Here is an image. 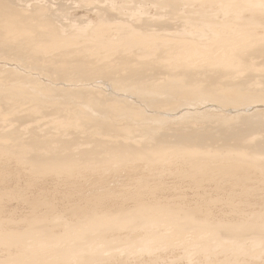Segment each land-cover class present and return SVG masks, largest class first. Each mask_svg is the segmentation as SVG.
I'll list each match as a JSON object with an SVG mask.
<instances>
[{"label":"bare ground","instance_id":"6f19581e","mask_svg":"<svg viewBox=\"0 0 264 264\" xmlns=\"http://www.w3.org/2000/svg\"><path fill=\"white\" fill-rule=\"evenodd\" d=\"M23 1L24 4L27 3L28 5L22 7L20 3ZM56 1V5L59 7L58 9L55 6L57 8L56 11L61 13L53 12L54 7L51 6L53 11L48 9L46 12L48 14L45 13L46 15H44L42 14V11H44L42 10L43 6L40 5L41 0H0V47L4 48V51L22 50L29 54V59H32V62L40 69L42 65L38 64L39 62L56 65V68H59L57 64L61 66L74 63L70 67L77 73L82 76L96 75V77H99V74L104 75L105 73H102V71L109 70L111 73H106L107 76L105 78H116V80L112 81L114 84L127 80L142 81L150 92L164 97L167 101H170L173 96L195 97V99L203 96L204 98H212L219 104L238 103L241 100L254 101L259 99L264 101V0H129L131 2L126 0L130 5L124 6L122 4V8L118 6V9L114 8L112 0L111 3L110 1L105 2L106 6L109 3L107 7H104V2V6H100L102 5V0H94V5L96 4L95 1H100L97 2L98 6L95 5L96 7L90 1L94 12L96 10L101 14H98L101 17L100 19L97 17L98 15L95 16V14H92L94 12H91L94 17L99 18V20L96 18V24L88 19L85 23L76 21L78 23L76 24L71 21L72 23L69 22L70 24L65 23V26H54V24L51 25L52 19L56 18L57 21H60V17L63 19L68 17L63 14V6L66 7L67 5L63 4V2L61 3V1ZM74 2L72 4L75 5ZM81 2L84 3L85 0H80V4H82ZM120 2L123 3V0H120ZM144 2L152 4L156 9L154 16L151 17V14L149 16L148 13L149 17H144L148 8H145L146 4ZM50 3L51 1L48 2L49 6ZM98 3L101 4L99 5ZM117 3L119 4V2ZM18 6L22 8L20 9ZM26 9L30 10V13L25 12L28 11ZM47 15L51 17V19L47 18L51 20V23L44 21L47 20L45 18ZM91 17L93 18V16ZM111 58H114L117 64H110V62H113ZM183 87H191V89L181 91ZM4 97L5 95L0 94V101ZM222 100L225 103L221 102ZM25 108L26 106H22L24 110L18 109V112L14 110L17 112L14 113V116L21 111H25ZM258 108L257 113H250L251 115L237 118L234 123L236 125L240 124V128L237 131L231 130L230 135L227 136V138H232L234 142L233 144H223L221 152L214 149L197 148L205 147V142L209 138L205 136L206 134L201 133L203 130L195 131L191 126L184 128L188 132L187 136L191 139L166 142L165 144L170 143L175 148L162 147L149 154L146 152V155L139 154L140 152L135 149L142 144L139 138L126 142L127 138L118 139L116 134L114 135L116 137L99 136L98 140L95 135L96 143L99 142L102 145H106L104 149L109 152L111 158L110 160L106 158L107 162H104V160L100 161L97 151L93 149L89 151L78 150L81 146H76L78 149L77 151L75 150L76 148L74 149L75 153L73 155L72 153H67L68 155H66L65 152L66 157L64 158L63 156H56L55 146L53 145V149L50 147L52 141L48 140L40 143L41 140L38 141L32 136L30 143L45 147V152H47L42 154L35 152L34 150L36 149H34L29 160L25 162L32 169L34 168L35 174L41 175V178L53 176L58 181L61 178L68 181L71 180L69 181L70 183L77 180L75 187H80L82 185L77 186V182H80L78 179L84 178V173L88 171L92 176L95 173H101L100 182L102 186L96 188L99 190V192L95 190L96 193L98 192L97 194L94 193L96 196H92L93 194L90 195V193L91 197L87 194V198H83V196L80 198L81 194L77 197L74 195L77 198L76 200L79 198L81 200L84 199V201L83 204H79L76 201L78 205L74 207L70 204L72 209L70 208V213L68 210L67 215L69 216L67 218H65L66 214L63 215V211V213L54 216L52 214L54 211L52 212L50 211L51 208H48L49 213L45 212L47 216L46 214L45 216H43L44 214L42 216L40 214L39 216L31 214V217H28L29 220L23 221L25 224L22 229L15 228L17 225L13 228L14 223L10 220H0V254L3 255L0 258V264H110L114 261L117 262L118 259L116 257L119 255H124L129 260L132 257L131 259L137 261L143 256L145 258L150 256V261L144 260L137 263L154 264L158 256L166 254L167 251H170L172 255L175 250H180V253L182 251V254L187 259H193L196 254H199V257L200 254L211 256L213 257L211 259L217 260L216 264L219 262L218 260L222 261L224 259L219 256L225 257L227 261L230 256L232 259H229L232 261L231 264L237 262L238 258L240 259L241 257L242 259L245 256L246 258L247 256L253 258L260 251H264V205L260 206L259 209L257 208V211L249 210L252 207L254 209V206L247 208L248 212L242 209L237 212L236 208L238 207L235 208L236 210L231 207L242 206L236 200L242 203V200L246 199V201L243 200L245 204L243 203L242 208H246L245 205L251 206L252 200L254 203L259 202V204L264 202V116L260 114V106ZM212 111L214 112L215 110L213 109ZM253 111L255 112L256 110ZM11 116L13 115L11 114ZM4 118L8 120L5 116L0 120ZM254 119L259 120L255 122ZM42 121L44 122V120ZM42 121L40 120V122ZM71 123L72 125L70 126L75 125L73 122ZM100 125L103 129L102 134L112 132L116 128L113 122H106L105 120H101ZM2 127L7 130H0V151H9L8 149H11L12 146L16 147L18 144L21 145L23 143L18 142V139L22 136V129L20 131L18 127L15 128L11 123L4 124ZM205 127L208 129L207 126ZM26 128L28 127L26 126ZM76 128H72V130L75 131ZM83 132L82 130L81 134ZM85 135H88L87 137L90 140H92L91 136H94L93 134ZM85 135L83 134V136ZM56 137L58 138V136ZM3 138H10L15 145L13 143H11L13 145H9L10 140L6 142ZM16 140L18 143H15ZM137 140L138 142L140 141V144L136 146ZM78 142L80 144V140ZM26 143L28 144V142ZM66 145V143H63L61 147H66ZM179 146L181 147L178 148ZM21 150L22 148H19L18 151L20 152ZM5 151H3L4 154ZM12 151L17 152L14 149ZM31 151V148L30 150L28 149L26 154ZM2 153L0 152V160L4 158ZM21 153L25 152L22 151ZM133 153L135 155L131 158L127 155ZM18 154L17 156L13 155L15 159L17 158L19 161L21 158L25 159V155L20 157ZM76 154H79L80 158L82 156L83 158H88L89 161L92 159V161L96 160L101 164L104 163V166L101 167V164H98L97 167L100 166V168L96 166L95 168L93 167L94 164H92L93 166L91 167L93 168H90V166L80 168L82 163L78 162V168L76 166L77 163L75 164L76 159L77 161L81 160L74 158ZM62 155H64V152ZM105 156L107 154L103 155V157ZM14 158L12 157L13 160H15ZM4 159L2 161L6 163L7 160L5 161ZM88 159L86 161L87 165ZM15 161L12 163L16 164L14 163ZM20 162L22 163L23 161ZM170 163L171 165L174 163L176 165L174 166L175 168L172 167L174 169L169 168L167 170L166 167L165 169V166H169L168 164ZM20 164H17L13 169H16ZM162 164L166 165L163 167ZM6 165L5 167L1 166L6 168ZM9 165L11 166L12 164ZM84 165L86 166V164ZM122 165L128 167H123L122 169L120 167ZM29 166L28 169L30 168ZM139 166H143L141 173H147L144 174L147 177H145L146 179L144 176L140 178L137 176L138 174L134 176L136 168ZM22 167L24 168L25 166L23 165ZM9 169L12 168H8V172ZM20 169L18 170L21 173ZM18 170L14 172L17 174ZM5 171L4 169V176L6 175L5 173H8ZM25 173L23 175H26ZM27 173L29 174V172ZM0 174L3 175L2 173ZM21 174L19 175L21 176ZM35 174L32 173V175ZM104 174L113 175L114 182L112 184L120 180L129 183L125 185L118 184L116 187L121 188H116L118 190L109 189L105 187V183H108L106 180L110 179V175L107 176V179H103L104 176L106 177ZM127 174H133L134 177L139 178H133L132 176L133 180L130 181L127 180ZM164 175L167 176V179L171 178L173 181H178L179 185L185 189L192 188L200 191V188L203 187L205 190L207 186L210 189L212 188L215 194L218 191L227 192V195H224L225 197L222 199L227 207L234 211H228V214L230 213L233 218L232 213H234L235 221L231 217L230 220L224 217V219L215 220L212 218L213 212L210 216L209 212L211 210L209 211L205 204L209 203V206L211 204L215 205L216 202L218 203L221 200L222 196L219 198L213 197L209 200L207 198L208 201L203 203L204 201L202 202L201 200H204L202 197L205 196V192L203 193L204 196H201L202 199L200 198L199 200L201 203L193 202L194 205L191 203L192 206H188V201L185 202L181 195L178 196L172 193L174 195L171 198L158 195L157 192H163L166 189L168 190L165 192L171 190L175 192L179 189L177 187H175L177 190L173 189L171 184L168 187L172 189L170 188L171 190H169L166 187L167 183H164L166 186L163 184ZM10 176L13 177L14 175ZM27 178L29 179V177ZM125 178L126 180H124ZM149 178L154 182L153 186L149 185L148 181H151ZM33 179L34 176L32 177ZM85 179L88 178L85 177ZM85 179L83 180L85 181ZM89 179L91 180V178ZM96 179L98 178L96 177ZM7 180L0 181V184H2L1 182L8 183ZM16 180L15 183L17 182ZM46 180L50 182L48 179ZM65 180L62 181L61 179L64 183H58V185L62 184L63 188L64 184H66ZM96 181L97 183L99 182V180ZM27 182L29 183L30 181ZM31 182L30 184H32ZM86 182H89V180H86ZM5 183L2 185H5ZM89 184H91V181ZM150 184L152 183L150 182ZM58 185L56 186L58 187ZM70 186H67L69 192L67 190L68 194H66L69 196L72 194L73 196L74 191L73 193L71 192L74 187L70 189ZM77 189L80 190V188ZM207 192L209 193V191ZM40 195L43 194L40 193ZM196 195L195 197L192 196L195 200L198 197V194ZM11 196L14 197L13 195ZM37 197L36 200L38 201ZM211 197L209 196V198ZM7 198L5 199L8 200L10 196ZM250 198L251 200H249ZM1 200H4L2 193H0V203ZM45 201L43 199L42 203L46 205ZM235 201L238 203L237 205H235ZM22 202L26 203L27 201ZM32 204L34 205L35 203ZM199 204H204L208 210L203 209L204 206L201 208ZM39 206L37 209H40ZM47 206H51L48 201ZM103 206H106L107 210L106 208L104 210ZM100 208H103V210ZM30 209L36 210L33 207ZM218 216L221 217L220 214ZM15 223L17 224V222ZM243 233L255 236L243 239L241 238ZM225 234L228 238L224 237L226 236ZM227 257L228 259H226ZM260 258L262 257L260 256ZM163 259L165 258L163 257ZM205 263L207 262L205 261ZM251 264H255L254 261Z\"/></svg>","mask_w":264,"mask_h":264},{"label":"rangeland","instance_id":"374dc122","mask_svg":"<svg viewBox=\"0 0 264 264\" xmlns=\"http://www.w3.org/2000/svg\"><path fill=\"white\" fill-rule=\"evenodd\" d=\"M38 1H40V0H38ZM42 1H44V2H42ZM46 1H48V2L51 1L50 6L48 5V2H46ZM46 1L41 0V2H40V5L43 6L42 10H44V11H42V14H44V15L48 14V13H46L47 10L51 9L53 7H54L53 8L54 11L51 9L53 12H55L57 8L59 9V7L56 5V3H57L56 0H46ZM58 1L59 2L61 1V3L63 2V4L65 3L67 5L66 7L63 6V14H65V17L68 16L69 18L67 17V19H63L62 17H60V21L62 20L61 21L62 23L59 20L57 21L56 18H54L55 20L52 19L51 25L54 24V26H59V25L65 26L66 24H70L72 22L73 23L75 22L76 24H78L80 21L85 23L88 21V19L90 22L92 21V23L96 24L97 23L96 20L97 19L99 20V18L101 19V17H99V15H101L100 12H98L96 10L94 12V9L92 6V5H94L93 4L94 0H85L84 3L81 2L82 4H80V0H68L66 2H65V0H58ZM73 1H75L74 2L75 5L72 4ZM90 1H92V5H91ZM100 1H97V2H100ZM109 1H110V3L113 1L114 8H117V9H118V6H119V8H122L123 5L124 6H128L127 4L130 5V3H128L129 0L127 2L125 0L126 3L124 2V0H123V3H121L120 0H118V1L116 0L117 2H119V4L116 1L114 2V0H112V1L111 0H108V1L102 0L101 1L102 5H100L101 3H98V4L100 6H104L105 2L107 3ZM132 1H135V0H132ZM149 1H151V0H149ZM53 2H55L54 3L55 5L54 4L52 5ZM97 2L95 1L96 6H98ZM103 2H104V4H103ZM129 2H131V1H129ZM21 3H20V5H22V7H25L26 5H28L27 3L24 4V1ZM42 3H44V4H42ZM84 4H85V6H84ZM145 4H146L145 8H147V7L148 8L146 9V12H147L145 14L146 16L144 15V17L148 18L150 16V14H151V17L154 16L156 13L155 12L156 9L153 7L152 4H149V3H145ZM108 5H109V3L107 4V6ZM19 6H18V8H20ZM46 6H48V7L46 8ZM51 6H53V7H51ZM55 6L57 8H55ZM107 6L105 4L104 7H107ZM74 7H76V8H74ZM82 7H84L85 9ZM152 8H154V9H152ZM86 9H87V11H86ZM26 10H28V9H26ZM150 10H151V12H150ZM25 12L30 13V10L25 11ZM91 12H94L92 14H95V16L99 14L97 16L99 18L94 17V15H92ZM56 13L59 14L61 12L56 11ZM88 13H90V14H88ZM148 13H149V16H148ZM69 14H71V15L69 16ZM90 16H93L94 19L92 17L90 18ZM103 17H105V15H103ZM45 18L51 19V17L48 15ZM58 19H59V17H58ZM103 19H105V18H103ZM84 20H86V21H84ZM44 21H48L51 23V20H48V19L44 20ZM76 21H78V23ZM37 23L42 24L39 22H37ZM4 50H5L4 48L0 47V94L5 95L4 99H1L2 101H0V116H1L0 119L5 116L8 118V120H6V118H4L5 121H3V122L5 125L11 123L15 126V128L18 127L20 131L22 129V131H21L22 136H20V138L18 139V142L19 143L23 142L21 144L22 146L18 144L19 146L18 145L16 147L14 146L15 148L12 146L11 149H8L9 151H7V150L6 151L5 150L0 151L1 153L3 151H5L6 156H5L4 152L2 153L4 158L5 157L7 158L8 156L11 157V158L9 157L8 159L1 158V160H0L1 161L0 164L3 165V167H5V165L8 163L6 165V168H3L0 165V173L3 174V175L0 174V177L2 176L0 178V181H6L8 179L7 180L8 183L4 182L5 185H2V184H4L3 182H1L2 184H0V187L2 186V188L0 189V193H2L3 199H4V200H1V203H0V218H1L0 220H3V221L10 220L12 223H14L13 228H14V226L17 225V227H15V228L22 229V227H24V224H25L23 221L26 219L29 220V218L31 217V214H36L38 216H39V214L41 216L44 214L43 216H45V214H46L45 212H47V214L49 213L48 208H51L50 211H52V212L54 211L53 213L51 212L54 216L56 214L59 215L63 212H64L63 215H65V214L67 215L68 210L70 213L71 209H72V206L70 204H72L73 207L75 205H78L77 202H79V204H83L84 199L81 200L78 198V200H79L78 201V200H76L77 196H79L81 194L80 198H82L81 196H83V198H87L86 196H87V194L89 195V193H90V195L93 194L92 196H96V194L99 192V190H97L96 188H98V187L100 188L102 186V183L100 182L101 173L100 174L95 173L94 176H92V174L88 173V171L87 172L85 171L86 172V173H84L85 175L83 174L84 178H80V179H78V181L82 182V180L85 179V177H87L88 179H85V181L83 180L82 183L77 182V186H80V185L83 186L84 185L83 187L82 186L75 187L77 180H74V182H71L73 184L72 185L69 182L71 180L68 181L67 179L65 180V179L61 178L62 181L65 180V183H66V184H64V187H65V185H66V187L62 188V184H59L60 186L58 185V183H64L61 181V179H59V181H61V182H59L58 179L53 177V176L42 177L43 178L42 179L40 177L41 175H39L37 173L36 174L39 177H35L37 175L35 174L34 168L32 169V167L27 165L28 163L26 164L25 162H27V160H29V157H31V155L33 154L34 151L38 152V153L40 152L42 154H43V152L44 153H47V152H45V147L38 146L35 144L32 145L30 143L32 136H34L33 138H36L38 141L41 140L40 143H43L42 141H44V142L48 141V140L52 141L50 143L51 149H53L54 146L55 147L57 146L56 148L54 147V150H56L55 151L56 156H59V157L63 156V158H64V157H66V155H68L70 153H72V155H73V153H75L74 151L75 150L77 151V149H78L76 146H78V147L81 146L82 149H84V150H82L81 147L78 150L89 151V150L93 149V150L97 151L96 153L99 156L100 161L104 160V162H107V159L108 160L111 159L110 154H109V152H107L104 149V147L106 146L105 144L102 145L99 142L96 143L99 136H101V137L102 136H107V137L108 136H110V137H112V136L116 137L117 136L118 139L127 138L126 142H128V140L133 141V140H136L139 138V140L141 141L142 144H140L139 143L140 141L138 142V140H137L136 146H137V144H140V145L137 146V148H135V149L140 152L139 154L146 155V152H148L147 154H149L152 151H156L162 147L163 148L164 147L165 148H172V147L175 148V146L170 145V143L165 144L166 142H174L176 140L186 141L187 139H191L190 137L187 136L188 132L185 131V129H184V128L191 126V127H193V130H195V131L203 130L201 133L206 134L205 136H207V138H209L208 141L205 142V147H197V148H200V149L207 148L210 150L214 149V150H217L218 152H221L222 151L221 148H222L223 144H225V143L226 144H233V142H234L232 138H227V136L230 135L231 130L237 131L240 128V124L236 125L234 123L238 117L247 116L250 113H252V114L257 113L259 106H260V110H259L260 114L262 116H264V112H263L264 101L259 100V99H256L254 101H252V100H246V101L241 100L238 103L237 102H235V103L229 102L230 104H228V103L227 104H219L218 102L214 101L212 98H204L203 96H201L199 99H195V97L192 98V97L173 96L170 101H167L164 97H161L159 95H156V94L150 92L145 87L146 84L142 81L127 80L125 82L122 81L121 83L114 84L112 81L116 80V78H111V79L108 77L105 78L107 76L106 73H111V71H109V70L102 71V73H105V74L104 75L99 74V77H96V75L95 76H82L81 74L77 73L73 68L70 67L71 65H74V63L64 64L61 66H60V64H57L59 66V68H56V65H52V64L49 65L48 63L39 62L38 64L42 65V66H40L41 67V69H40V68H38V66L35 63L32 62V59H29V54H26L22 50H15V51L14 50L4 51ZM111 60L113 62H110V64H113V63L117 64V62L114 60V58H111ZM48 66H50V67H48ZM123 77L125 78V76H123ZM157 82H159V81H157ZM190 89H191V87H188V88L183 87L181 89V91L190 90ZM221 102L225 103V101H223V100ZM22 106L23 107L26 106L25 111H21L17 115L15 114V116H16L15 117L14 113H17L18 109L21 110ZM188 106H190V107H188ZM194 106H196V107H194ZM250 106H252V107H250ZM27 107H29V108H27ZM213 109L215 110L214 112L212 111ZM14 110H17V112H15ZM22 110H24V109H22ZM44 110L47 111L48 113L45 112ZM253 110H256V111L254 112ZM24 113H26V114H24ZM11 114L13 116H11ZM4 119H2V120H4ZM9 119H11V120H9ZM74 119H76V120H74ZM2 120H0V130L3 129L4 131H6L7 129L2 127V125H4V124H2L3 123ZM40 120L41 121L44 120V122L43 121L40 122ZM101 120H105L106 122L107 121L113 122L114 126H116L115 130L112 132H109L107 134H102L103 129H102V126L100 125ZM227 120H229V121H227ZM257 120H259V119H254L255 122ZM263 120H264V118H263ZM66 121H68L67 124H65ZM82 121H84V122H82ZM71 122H73L75 125L73 124L74 126H70V125H72ZM77 122H79V123H77ZM68 123H70V124H68ZM48 124H50V125H48ZM26 126L28 128H26ZM65 126H67V128H65ZM76 126H78L77 128H79L80 130H81V128H84V129H82L84 131L83 132L84 135L85 134H93L94 136L89 135V136H91V139L93 141L90 140L89 137H87L88 135L83 136V134H81L82 130L80 131L79 129L76 128ZM205 126H207L208 129ZM231 127H232V129H230ZM72 128H76L75 131L72 130ZM120 128H121V130H120ZM23 129H26V130H23ZM76 130H77V132H76ZM95 132H97V133L94 134ZM0 133H1V131H0ZM115 134H116V136H114ZM95 135L97 136V138ZM53 136H54V139H53ZM55 136H58V138L57 137L55 138ZM80 137H82V138H80ZM144 138H146V140H144ZM3 140L6 142H9V140H10L9 145L11 143L14 144V141H12L10 138H3ZM27 140H29V141H27ZM79 140H80V144L78 142ZM142 140H144V141H142ZM16 142H17V140L15 141V143ZM26 142H28V144ZM63 143L67 144L66 147H61V144H63ZM13 144H11V145H13ZM28 146H30V147H28ZM87 146H89V148H87ZM17 147H19L20 149L22 148V150L19 152L18 151L19 148H17ZM25 147H26V149L28 148L29 150L31 148L32 151L29 152V154H26V153H28V149L26 151ZM180 147L181 146H179L178 148H180ZM23 148L25 149V151ZM42 148H43V150H42ZM13 149L15 151H17L19 154L17 152L15 153L14 151H12ZM16 149H18V150H16ZM34 149H36L37 151ZM58 150H59V152H57ZM22 151L25 153L22 154L21 153ZM11 152H13V153H11ZM63 152H64V155H62ZM65 152H66V155H65ZM8 154H10V155H8ZM17 154H18V156L20 155V157L22 155L23 156L25 155L26 161H25V159L21 158L20 161H23L21 163L19 161V159H17V158L15 159L13 155L17 156ZM106 154H107V156L103 157V155H106ZM27 155H29V156L27 157ZM127 155H129L131 158L135 155V153L127 154ZM12 157L17 161L13 160ZM20 157H18V158H20ZM74 158L75 159L79 158L82 161V162L79 160L77 161V159H76L75 164L77 163L76 166L78 168H79L78 162L82 163V165L80 164V168L83 166L84 167L90 166V168H93L95 166L97 167L98 164L99 165L101 164L100 162H98L96 160L92 161V159H91V161H89L88 158H83V156H82V158H80L79 154H76L74 156ZM2 159H4L5 161L7 160L6 163L4 161H2ZM10 159L15 161L14 163H16V164H13L12 163L13 161H11ZM87 159L89 161L88 165L86 162ZM10 161H11V163H10ZM23 163H25L26 165ZM83 163L86 164V166ZM9 164H12L14 166H12V165L10 166ZM17 164H20L21 167L24 165L25 167L21 168L18 165V167L16 169H13L14 167L17 166ZM92 164H94V166ZM172 164L173 165H171V163L168 164L169 166L171 165L170 167L165 166L166 164H162V165H163V167L165 166V169L167 167V170H168L169 168H171V169L175 168L174 166H176V165L174 163H172ZM28 166L30 167L29 169H28ZM91 166H93V167H91ZM103 166H104V163L101 164V167H103ZM98 167L100 168V166H98ZM120 167H122V169H123V167H126V166L122 165ZM172 167H174V168H172ZM8 168H12V169H9V172H8L7 171ZM142 168H143V166H139L138 168H136L137 170H136V173H134V176L136 174H138L137 176H139L140 178H143V176L145 178L146 175H144V174H147V173H141ZM4 169L6 170L5 172H8V173H5L6 174L5 176L7 178L4 176ZM18 169H20L22 174L19 172ZM15 170H18L17 172L19 174H21L22 177L18 173L16 174V172H14ZM32 171H34V172H32ZM124 171H125V169H124ZM27 172H29V174ZM24 173L26 175H23ZM32 173L35 175H32ZM87 173H88V175H87ZM139 173H141V174L139 175ZM12 174L15 176V178L18 177L19 179L18 178H16V179H18L19 181L16 180L14 178V176L13 177L10 176ZM90 174H91V176H90ZM125 174H126V172H125ZM104 175H106V177L104 176L105 178L103 177V179H107L108 178L107 176L110 175L109 176L110 179L106 180V181H108V183H105V187H108L109 189L113 188L112 190L121 189V188L116 187L118 184L125 185V184L129 183L127 181L120 180L119 182L112 184L114 182V180L112 178L113 175H111V174H108V175L104 174ZM24 176L29 177V179L27 177H24ZM33 176H34V179L35 178H37V179L32 180ZM132 176H133V174H129V175L127 174V176H126L127 180L132 181L133 178H139V177H134V176L132 178ZM51 177H53V178H51ZM92 177H95V178H92ZM96 177L98 179H96ZM164 177L166 179L164 178L163 184L167 183L166 184L167 186L164 184L167 188H169L168 186L172 184L171 187L173 189H176L175 187H177L179 189L178 190L176 189L177 191L173 192L174 190H171L172 188L170 187L171 189L169 188V190H171V191L165 192L168 190V189H166L163 192H157V194L160 196H163V197H168V198H171V196H173L174 194H176L178 196L181 195L182 199L185 202L188 201L187 202V203H189L188 206H190L191 203H192V205H194L195 202L201 203V201L202 202L204 201L203 203H205V201L207 202L209 199H212L213 197L219 198L222 196L221 200H220L221 202L219 201L220 204H219V202L218 203L216 202L217 204L215 203L216 207L214 204H211L210 206L208 205L209 203L205 204L209 208V211L211 210L210 211L211 213L209 212L210 216L213 212L212 218L215 220L224 219V218L230 220L232 218V216L230 213L228 214V211L229 212L233 211L232 210L233 208H234V210L237 209L236 210L237 212L241 211V209L248 212V209L252 206H254V209L252 207L249 210L257 211V208L259 209L260 206L264 205V202H260V204H259V202L254 203V201L252 200L251 206L245 205L246 208H244V207L242 208V206L245 204L244 201H246V199H243L244 201L241 199L242 203H241V201H238V200H236V201L239 204H242V206L239 207V205H237L238 203L235 201L236 202L235 205H237V206H235V207L233 206V207H231L232 208L231 209L230 207H227V205L223 202V199L227 195V192L225 193L222 191H218L215 194V192L212 191V188L210 189V187H207V186L205 187L206 188L205 190L203 187L200 188V191H198L199 189L196 191L192 188H191L192 190L190 188L185 189L184 187L179 185L178 181H173L170 177H168V178H170L171 180L167 179V176H165V175H164ZM13 178L17 181L16 183H15V180ZM26 178H27V180H26ZM89 178H91V180ZM150 178H149V180H151ZM1 179H3V180H1ZM46 179H48L50 182H48ZM95 179L99 180V182L97 183V181ZM86 180L87 181L89 180V182H86ZM124 180H126V178ZM27 181H30V182L32 181L31 182L32 184H30V182L28 183ZM35 181H37V182L35 183ZM66 181H68V182H66ZM90 181H91V184H89ZM18 182H20V183H18ZM44 182H46V183H44ZM148 182H149L150 186H153L154 182L152 180L148 181ZM150 182L152 184H150ZM175 182H177V183H175ZM74 183H75V185H74ZM86 183H88V184H86ZM7 184H8V186H7ZM55 184L58 185L59 188ZM15 185L17 186V189H16ZM70 185H72V186H70ZM173 185H174V187H173ZM178 185H179V187H178ZM67 186H70V189L72 187H74V188H72V192L70 191L71 193H73V191H74L73 196L71 193H69V194H71L70 196L67 195L68 194L67 190L69 189V188H67ZM92 187H93V189H92ZM103 187H104V185H103ZM180 187H181V190H180ZM77 188H80V190ZM81 188H83V189H81ZM88 188H89V191H88ZM116 188H118V189H116ZM207 188H208V190H207ZM15 189H16V191H15ZM76 189L78 190V192ZM1 190H2V192H1ZM5 190H7L6 191L7 193L8 192L9 193L7 194L5 192ZM11 190L14 192H12ZM95 190H97L98 192L96 193ZM81 191H82V193H80ZM194 191L196 192V194H198V197H199V198L197 197L198 199L196 198V200H195V198H192V196L195 197V195H196ZM207 191H209V193ZM3 192H4V194H3ZM68 192H69V190H68ZM205 192L208 194H206ZM10 193L14 197H12L10 195ZM40 193H42L43 195H40ZM94 193H96V194L94 195ZM172 193H174V194L172 195ZM203 193H205L204 195L206 196V199H205V196L203 195ZM218 193H219V195H217ZM5 194H6V196H5ZM14 194L15 195L17 194V195L15 196ZM37 194H39V195H37ZM213 194H214V196H213ZM74 195L76 197H74ZM90 195H89V197H91ZM9 196H10V198H9ZM35 196L38 198V201L36 200ZM68 196H69V198H68ZM201 196H204V197H202V198H204V200L201 198ZM209 196L210 197L212 196V197L209 198ZM4 197L5 198L8 197L9 199L7 198L8 200H6ZM200 198L202 199L201 201H199ZM207 198H208V200H207ZM23 199H25V200H23ZM43 199H44V201L46 199V201H45L46 205L44 203H42ZM67 199H69V200H67ZM21 200L27 201V202L25 203V202H22ZM28 200H30V201L33 200V201L30 202ZM190 200H191V202H190ZM249 200H251V198ZM35 201H37V202H35ZM47 201H48L49 205H51L50 207L47 206ZM73 202H74V204H73ZM29 203H30V205H29ZM32 203H35V204L37 203V205H35V204L33 205ZM41 204H42V206H41ZM250 204H251V201H250ZM38 205H40L39 206L40 209H37ZM43 205H44V207H43ZM199 205L201 208H202V206H204V204H202V205L199 204ZM212 205H214V206H212ZM31 206L33 208H36V210L34 209L36 212L33 209L32 210L30 209V208H32ZM69 206H71V207H69ZM213 207H214V209H213ZM236 207H238V208H236ZM105 208H106V206L104 207V210H105ZM229 208H230V210H229ZM44 209H46V210H44ZM66 209H67V212H66ZM100 209L103 210V208H100ZM203 209H207V208L204 206ZM224 209H226V210H224ZM106 210H107V208H106ZM263 211H264V209H263ZM223 212H225L226 214ZM47 214H46V216H47ZM219 214L221 215V217L218 216ZM222 214H223V216H222ZM53 215H51V216H53ZM226 215H227V217H225ZM232 215H233L232 219L235 221V218H236L235 214L232 213ZM68 216L69 215H67L65 218H67ZM15 222H17V224ZM244 235H246V236H244ZM249 236L254 237L255 235L243 233L241 235V238L249 239ZM224 237L228 238L227 235ZM177 251H179V252H177ZM175 254H176V257H175ZM258 254H260V255L258 256ZM258 254L256 256H254L253 258L251 256H247V258L245 256V257H243V259L241 257L240 258L241 260L238 258L237 262H235V263L236 264L237 263L238 264H240V263L241 264H247V263L251 264L252 261H254L255 264H259V263L264 264V251H260ZM0 256H1L0 258H2L3 255L0 254ZM183 256L184 255L182 254V251L180 253V250H175V252L172 253V255H171L170 251L169 252L167 251L166 254H162L161 256H158L157 259H155L156 262L154 261V264H171V262H172V264H176V263L177 264H202V263L203 264H214V262L216 264V261H217V260L214 261V259H211V258H213L211 256H209V257L207 255L203 256L202 254H200V257H199V254L194 255L193 259L192 258L187 259V258H185V256L184 257ZM260 256L263 259L260 258ZM163 257L165 259H163ZM177 257H178V259H177ZM204 257H206V258H204ZM219 257H221V259L224 258L223 259L224 261L218 260L219 262H217V264H222V263H224V264L230 263L231 264L232 263V261H231L232 259L230 258V256H229V259H231V260H229L228 257L226 258V259H228L229 262L227 260H225V257H223V256H219ZM131 258L132 257H130V260H129V258L126 259L124 255L123 256L119 255L116 257V259H118L117 262L114 261L113 263H110V264H115V263L116 264L117 263L118 264H120V263L121 264H134V263L136 264L137 262L140 263L144 260H146L148 262L151 259L150 256H148V257L146 256V258H145V256H143L141 259H138V261L131 259ZM196 258H198L197 261H196ZM125 259H126V261H125ZM181 259L184 261H182ZM133 260H134V263H133ZM162 260H163V262L160 263V261H162ZM208 260H210V261H208ZM127 261H128V263H127ZM177 261H179V262H177ZM205 261L207 263H205ZM245 261H246V263H244ZM152 263H153V261H152ZM235 263H233V264H235ZM106 264H108V263H106Z\"/></svg>","mask_w":264,"mask_h":264}]
</instances>
